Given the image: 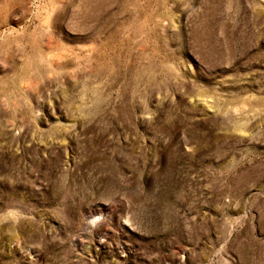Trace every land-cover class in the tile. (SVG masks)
I'll use <instances>...</instances> for the list:
<instances>
[{
  "label": "rangeland",
  "instance_id": "rangeland-1",
  "mask_svg": "<svg viewBox=\"0 0 264 264\" xmlns=\"http://www.w3.org/2000/svg\"><path fill=\"white\" fill-rule=\"evenodd\" d=\"M0 264H264V0H0Z\"/></svg>",
  "mask_w": 264,
  "mask_h": 264
}]
</instances>
